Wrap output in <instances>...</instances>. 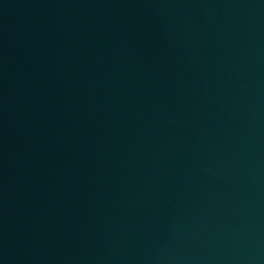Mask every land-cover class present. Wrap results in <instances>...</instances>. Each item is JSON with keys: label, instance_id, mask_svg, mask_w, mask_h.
I'll return each instance as SVG.
<instances>
[{"label": "water", "instance_id": "obj_1", "mask_svg": "<svg viewBox=\"0 0 264 264\" xmlns=\"http://www.w3.org/2000/svg\"><path fill=\"white\" fill-rule=\"evenodd\" d=\"M0 264H264V0H0Z\"/></svg>", "mask_w": 264, "mask_h": 264}]
</instances>
